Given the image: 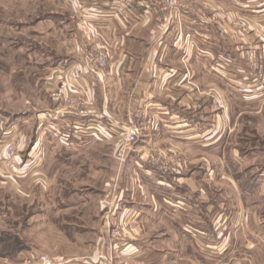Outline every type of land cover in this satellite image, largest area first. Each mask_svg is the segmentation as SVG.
<instances>
[{
  "label": "rangeland",
  "instance_id": "obj_1",
  "mask_svg": "<svg viewBox=\"0 0 264 264\" xmlns=\"http://www.w3.org/2000/svg\"><path fill=\"white\" fill-rule=\"evenodd\" d=\"M116 4L127 13L139 6L137 0ZM248 4V14H264V0ZM156 5L167 13L179 0ZM82 9L81 0H0V264H258L260 252H247L259 248L256 240L264 244L253 227L264 224V51L247 40L256 36H246L244 27L222 33L221 45H236L240 60L220 61L234 99L225 107L213 104L223 111L218 144L146 151V162L179 188L161 208L166 217L157 216L171 228L169 235L148 223L125 224L132 214L124 217L114 206L117 191L140 183L131 160L143 137L125 148L115 145L126 142L127 126L142 129L135 123L142 112L131 107L122 120L105 117L104 135L84 115L86 93L72 74L81 68L91 82L93 75L101 83L99 74L88 72L86 53H104L106 66L109 58L92 41L95 32L85 29L92 16L104 13ZM68 110L84 117L70 118ZM229 152L242 161L233 164ZM180 154L190 161L184 170ZM244 169L252 178L250 191L233 178ZM132 173L135 183L128 181ZM192 189L203 193L198 197ZM142 198L128 195L124 204ZM105 199L110 203L104 207ZM140 209L147 222L153 219L148 205ZM170 237L172 244L166 243ZM186 239L193 243L188 251Z\"/></svg>",
  "mask_w": 264,
  "mask_h": 264
},
{
  "label": "crops",
  "instance_id": "obj_2",
  "mask_svg": "<svg viewBox=\"0 0 264 264\" xmlns=\"http://www.w3.org/2000/svg\"><path fill=\"white\" fill-rule=\"evenodd\" d=\"M116 1L81 0L84 14L89 8L87 12L92 14L97 11L104 13L101 17L92 16L94 26L90 23L85 29L89 31L91 28L95 32L92 41L106 51L109 59L108 66L99 73L101 83L93 75L90 77L93 80L91 82L81 68L76 69L71 79L74 84L83 86L80 91L86 93L83 99L87 111L81 113L85 116L89 113L103 135L107 127H104L105 117L122 120L128 109L140 108L142 113L138 116L142 118L136 119L135 123L142 128L138 138L143 139L133 149L135 157L131 160L136 166L133 172L139 177L140 183L129 191L125 188L117 191L118 202L114 206L122 211L124 217L132 214L125 224L148 223L149 229L161 227L170 235V227L163 225L166 222L157 220V216L166 217L161 208L164 205L163 209H166V203L169 204L167 196L179 188L168 179L169 175L162 178L159 170L146 162V151L163 147L182 151L190 147L204 148L205 145L214 148L218 144L223 130V111H216L213 104L218 102L225 107V103L234 99V94L229 92L222 79L224 64L220 61L221 58L240 60L234 50L236 45H221L222 33H235L237 28L240 31L244 27L246 36L247 33L256 36V40L250 36H247V40L260 43L257 46L260 45L264 51V26L255 23L263 22L264 14H248L246 11L251 6L248 0H179V5L167 13L158 10L156 4L159 0H137L139 6L134 9V13H127L117 7ZM243 33L240 32L242 36L245 35ZM94 86L101 91L97 97L93 96ZM68 111L70 118L74 115L78 120L84 117L77 111ZM146 117H149L147 122ZM126 144L129 143L120 140L115 146L125 148ZM180 155L181 168L184 170L190 161ZM228 155L233 164L242 161L238 153L229 152ZM246 172L244 169L232 175L235 182H238V178L242 180L239 186L243 190L250 191L252 178ZM130 177L128 181L131 179L135 183L134 174ZM144 182L148 183L147 190ZM180 183L177 180V185ZM192 191L198 197L203 193L202 189ZM128 195L143 198L141 202L135 203L131 199L124 204ZM108 203L110 199H105L104 207ZM134 203L140 207H135ZM142 203L151 209L149 216L152 215L153 219L148 222L140 209ZM253 227L259 228L260 234L264 236V224H254ZM256 229L254 233L258 232ZM261 241L264 242V238ZM256 242V247L260 249L246 248V251L254 253L258 250L260 259L252 260L264 264V244L261 245L258 240ZM166 243L172 244V238H167ZM185 243L188 251L193 243L190 244L188 239Z\"/></svg>",
  "mask_w": 264,
  "mask_h": 264
},
{
  "label": "built area",
  "instance_id": "obj_3",
  "mask_svg": "<svg viewBox=\"0 0 264 264\" xmlns=\"http://www.w3.org/2000/svg\"><path fill=\"white\" fill-rule=\"evenodd\" d=\"M131 1V0H128ZM107 64L106 55L100 51L96 50H90L86 53V66L87 70L90 73H94L96 75L99 74V72L105 68ZM262 87L264 90V80H262ZM77 129H79L78 126H76ZM140 128L134 124H131L127 126L125 129V132L123 134V138L127 143H133L137 140L138 136L140 135ZM48 260L43 259L41 261L42 264H47Z\"/></svg>",
  "mask_w": 264,
  "mask_h": 264
}]
</instances>
